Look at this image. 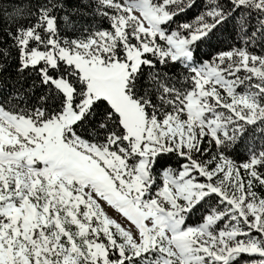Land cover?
Instances as JSON below:
<instances>
[{
    "label": "snow or ice",
    "instance_id": "obj_1",
    "mask_svg": "<svg viewBox=\"0 0 264 264\" xmlns=\"http://www.w3.org/2000/svg\"><path fill=\"white\" fill-rule=\"evenodd\" d=\"M0 9V264H264V0Z\"/></svg>",
    "mask_w": 264,
    "mask_h": 264
},
{
    "label": "trees",
    "instance_id": "obj_2",
    "mask_svg": "<svg viewBox=\"0 0 264 264\" xmlns=\"http://www.w3.org/2000/svg\"><path fill=\"white\" fill-rule=\"evenodd\" d=\"M3 3L7 5V4L11 3V0H3ZM7 11H8V12H11V11H12L11 7H9V8L7 9ZM3 15H5L3 9H0V16H3ZM13 71H14V70H13Z\"/></svg>",
    "mask_w": 264,
    "mask_h": 264
},
{
    "label": "rangeland",
    "instance_id": "obj_3",
    "mask_svg": "<svg viewBox=\"0 0 264 264\" xmlns=\"http://www.w3.org/2000/svg\"><path fill=\"white\" fill-rule=\"evenodd\" d=\"M111 214L115 217L117 214L115 213V210H111Z\"/></svg>",
    "mask_w": 264,
    "mask_h": 264
}]
</instances>
